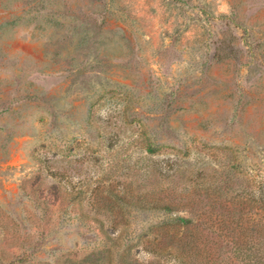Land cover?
<instances>
[{
  "label": "rangeland",
  "instance_id": "374dc122",
  "mask_svg": "<svg viewBox=\"0 0 264 264\" xmlns=\"http://www.w3.org/2000/svg\"><path fill=\"white\" fill-rule=\"evenodd\" d=\"M263 193L264 0H0V264H214Z\"/></svg>",
  "mask_w": 264,
  "mask_h": 264
},
{
  "label": "trees",
  "instance_id": "16d2710c",
  "mask_svg": "<svg viewBox=\"0 0 264 264\" xmlns=\"http://www.w3.org/2000/svg\"><path fill=\"white\" fill-rule=\"evenodd\" d=\"M259 208H261L262 210V217L260 222L261 229L256 235L245 234L243 236L242 233L245 231H249V229L243 228L241 223L235 221L231 223V225L228 226V228H224L226 230L222 229L224 232H220L217 228H214V224H210L211 225L210 226L206 222L204 224L200 222H196V221H200V220H196L197 216H194L193 219L178 217L174 222L167 223L164 226L167 227V229L169 230L173 229L175 232L178 233L180 228L182 227L186 228L189 227V225L192 223H200L195 227V230L200 232V234H202L204 238L209 236V234L211 233V236L213 238L212 239L213 246L210 248L208 255L211 257V260L215 262L214 264H217L219 263V261H221L220 258L223 256V253L221 254V250L223 248V244L226 242V239L229 240V245L231 247V251L233 252L232 254L233 257L237 260L240 259L241 261L240 264H264V193L262 194L261 206ZM165 209L170 212L174 210L169 204L165 207ZM202 225H206V226L201 229L200 226ZM188 229L190 228H187V232H189ZM216 232H220V233H216ZM221 233H223L224 235ZM216 234L217 236L215 237ZM187 237L188 236H186L185 239ZM221 238H223V240H221ZM181 241L182 242L177 245L168 243L169 246L165 245L166 248L163 246L162 243V246L159 247V249L163 251L165 249H170L169 253H171V251L178 252L181 250L180 257L177 256L178 258L177 262L179 264H187L186 261H189L188 262L189 264H194L195 254H196L195 248H193L191 243L189 242L187 243L183 239ZM187 249L188 252H185ZM185 257H191V258L185 259ZM226 259H230V257H226ZM230 264H234V261H230Z\"/></svg>",
  "mask_w": 264,
  "mask_h": 264
}]
</instances>
